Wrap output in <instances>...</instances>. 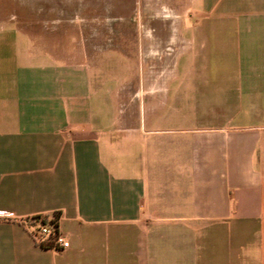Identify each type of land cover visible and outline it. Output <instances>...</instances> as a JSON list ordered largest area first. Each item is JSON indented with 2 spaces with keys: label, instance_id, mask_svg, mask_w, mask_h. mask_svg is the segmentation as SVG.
I'll use <instances>...</instances> for the list:
<instances>
[{
  "label": "crops",
  "instance_id": "obj_1",
  "mask_svg": "<svg viewBox=\"0 0 264 264\" xmlns=\"http://www.w3.org/2000/svg\"><path fill=\"white\" fill-rule=\"evenodd\" d=\"M188 15L170 105L163 77L123 112L83 62L0 28V264H264V0ZM43 220L69 247L39 244Z\"/></svg>",
  "mask_w": 264,
  "mask_h": 264
},
{
  "label": "rangeland",
  "instance_id": "obj_2",
  "mask_svg": "<svg viewBox=\"0 0 264 264\" xmlns=\"http://www.w3.org/2000/svg\"><path fill=\"white\" fill-rule=\"evenodd\" d=\"M189 18L188 0H0V28L18 27L35 49L83 62L109 83L121 112L149 102L163 77L151 102L170 105L172 75L186 66L178 59Z\"/></svg>",
  "mask_w": 264,
  "mask_h": 264
},
{
  "label": "built area",
  "instance_id": "obj_3",
  "mask_svg": "<svg viewBox=\"0 0 264 264\" xmlns=\"http://www.w3.org/2000/svg\"><path fill=\"white\" fill-rule=\"evenodd\" d=\"M37 241L49 242L50 245L45 247H51L54 249L67 248L69 247V241L65 235L59 232L57 227L50 223H42L38 228L37 234H35Z\"/></svg>",
  "mask_w": 264,
  "mask_h": 264
},
{
  "label": "trees",
  "instance_id": "obj_4",
  "mask_svg": "<svg viewBox=\"0 0 264 264\" xmlns=\"http://www.w3.org/2000/svg\"><path fill=\"white\" fill-rule=\"evenodd\" d=\"M44 223H50L52 225H54L55 227H57V223L54 221V220H50V221H47V220H43ZM40 245L42 246H47V245H50L51 243L49 242H43V241H38Z\"/></svg>",
  "mask_w": 264,
  "mask_h": 264
}]
</instances>
